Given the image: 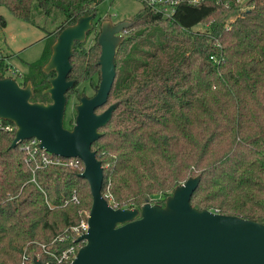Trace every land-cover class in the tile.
<instances>
[{
  "label": "trees",
  "instance_id": "16d2710c",
  "mask_svg": "<svg viewBox=\"0 0 264 264\" xmlns=\"http://www.w3.org/2000/svg\"><path fill=\"white\" fill-rule=\"evenodd\" d=\"M102 1L0 0L28 22H34L35 2L46 15L53 8L64 15L47 35L42 56L22 74L20 84L33 85V101L51 100L44 90L55 72L46 73L43 66L60 31L80 16H98ZM246 4L241 10L237 0L185 3L173 18L147 6L135 13L116 50L108 101L97 111L119 105L93 144L104 167V194L113 206L164 204L176 186L201 174L194 207L264 223V0ZM0 24L6 25L1 15ZM199 24L207 29H195ZM100 54L97 42H76L69 77L77 84L67 93L68 103L86 94L81 83L99 86ZM9 67L0 55V77ZM76 113L66 116V127H73ZM15 132L0 130V264H21L24 254L39 255L45 263L52 259L48 252L60 253L71 244L55 238L79 223V210H90L93 196L80 177L83 162L33 173L20 145L11 147ZM74 191L80 203L65 204Z\"/></svg>",
  "mask_w": 264,
  "mask_h": 264
},
{
  "label": "water",
  "instance_id": "95a60500",
  "mask_svg": "<svg viewBox=\"0 0 264 264\" xmlns=\"http://www.w3.org/2000/svg\"><path fill=\"white\" fill-rule=\"evenodd\" d=\"M96 14L80 16L63 28L43 66L50 86V101H33V85L25 86L13 76L0 77V119L16 125L12 148L37 138L39 147L84 162L80 177L91 188L93 202L86 239L71 264H264V223L238 215L198 209L192 205L202 175L189 177L165 198V203L145 202L140 207L117 208L104 194V167L93 144L101 128L112 119L119 102L104 106L116 78L115 56L124 41L122 34L132 21L103 19L97 43L101 54L100 83L92 96L78 94L72 128L65 126L68 91L77 80L70 78L77 41L85 42L95 28ZM35 264L41 261L34 257Z\"/></svg>",
  "mask_w": 264,
  "mask_h": 264
},
{
  "label": "rangeland",
  "instance_id": "374dc122",
  "mask_svg": "<svg viewBox=\"0 0 264 264\" xmlns=\"http://www.w3.org/2000/svg\"><path fill=\"white\" fill-rule=\"evenodd\" d=\"M247 0H242V7L247 8ZM142 7V4L136 0H103L98 5V15L111 19L113 22L132 21L135 13ZM0 15L6 21V25L0 24V55L6 57L11 67L17 68L25 73L28 70V64L38 60L45 49L47 35L58 27L64 15L60 9L53 8L50 14H44L35 2L32 10L34 22H28L14 16L7 7L0 6ZM99 24L97 28L87 37L86 45L97 42V36L100 31ZM195 29L205 31L207 26L199 24ZM124 31H122V34ZM8 75H12L19 82L21 77L8 70ZM98 81V80H97ZM80 90L86 89V94L92 96L96 88L89 82L79 85ZM79 102L77 96H72L67 105L66 116L69 119ZM102 111V110H101ZM167 197V196H166ZM153 203V202H152Z\"/></svg>",
  "mask_w": 264,
  "mask_h": 264
},
{
  "label": "built area",
  "instance_id": "2783aa9c",
  "mask_svg": "<svg viewBox=\"0 0 264 264\" xmlns=\"http://www.w3.org/2000/svg\"><path fill=\"white\" fill-rule=\"evenodd\" d=\"M142 4V6H147L151 8L154 12L161 14L165 18H173L178 11V8L182 4H199L204 0H136ZM220 2L221 0H217ZM241 6V10L246 9L242 7V0H237ZM234 20V19H233ZM229 27V24H228ZM12 73L18 74L22 77V72H20L15 67H9ZM12 76V75H10ZM0 130L13 131L16 130V125L12 122L5 123L4 120L0 119ZM20 148L25 152V162L31 168L33 173L36 169L42 168L48 165H66V166H78L81 164L82 159L77 157H63L60 155L52 154L43 148L39 147V140L35 137L23 140L19 143ZM84 163V162H83ZM84 170V167H82ZM35 181V175L32 178ZM105 196L109 198V194L105 193ZM69 201L79 204L80 198L77 191H74L71 195L70 200H65V204ZM219 212L218 210H214ZM80 221L78 224L70 226L62 235L55 238V240L70 239L71 244L66 247L62 252H48L52 259L47 260L45 263L42 262L39 255L35 257L41 261V264H71L75 258L79 248L86 243V239L80 240L89 229L88 218L90 215V210L81 208L79 210ZM45 248V245H43ZM31 262V263H29ZM21 264H35L34 258H30L27 254L23 255Z\"/></svg>",
  "mask_w": 264,
  "mask_h": 264
},
{
  "label": "flooded vegetation",
  "instance_id": "af4514ba",
  "mask_svg": "<svg viewBox=\"0 0 264 264\" xmlns=\"http://www.w3.org/2000/svg\"><path fill=\"white\" fill-rule=\"evenodd\" d=\"M105 18H106V17H101V16H99V15L96 16V18H95V20H94V24H95L96 22H97L96 24H98V20H99V19H101L100 21H102V20L105 19ZM100 23H101V22H100ZM99 27H100V24H99ZM102 111H103V110H102ZM99 112H101V111H99Z\"/></svg>",
  "mask_w": 264,
  "mask_h": 264
}]
</instances>
